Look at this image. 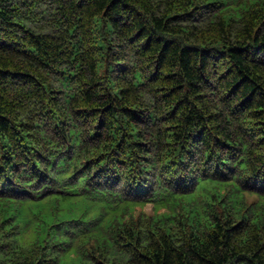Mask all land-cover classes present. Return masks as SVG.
I'll list each match as a JSON object with an SVG mask.
<instances>
[{
    "label": "trees",
    "instance_id": "1",
    "mask_svg": "<svg viewBox=\"0 0 264 264\" xmlns=\"http://www.w3.org/2000/svg\"><path fill=\"white\" fill-rule=\"evenodd\" d=\"M0 264H264V0H0Z\"/></svg>",
    "mask_w": 264,
    "mask_h": 264
},
{
    "label": "rangeland",
    "instance_id": "2",
    "mask_svg": "<svg viewBox=\"0 0 264 264\" xmlns=\"http://www.w3.org/2000/svg\"><path fill=\"white\" fill-rule=\"evenodd\" d=\"M255 199V196H247L248 201H253ZM143 211L147 214H152L153 213V205L151 203H147L143 206H137L136 207V212ZM162 211V209H160Z\"/></svg>",
    "mask_w": 264,
    "mask_h": 264
}]
</instances>
